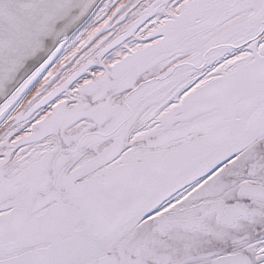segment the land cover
Listing matches in <instances>:
<instances>
[{"label": "snow or ice", "instance_id": "snow-or-ice-1", "mask_svg": "<svg viewBox=\"0 0 264 264\" xmlns=\"http://www.w3.org/2000/svg\"><path fill=\"white\" fill-rule=\"evenodd\" d=\"M0 264H264V0H0Z\"/></svg>", "mask_w": 264, "mask_h": 264}]
</instances>
